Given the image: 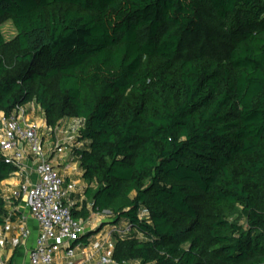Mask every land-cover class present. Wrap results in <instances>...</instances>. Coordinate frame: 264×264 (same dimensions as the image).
I'll return each mask as SVG.
<instances>
[{
	"label": "trees",
	"instance_id": "obj_1",
	"mask_svg": "<svg viewBox=\"0 0 264 264\" xmlns=\"http://www.w3.org/2000/svg\"><path fill=\"white\" fill-rule=\"evenodd\" d=\"M29 104L78 122L73 216L142 234L117 264H264V0H0V111Z\"/></svg>",
	"mask_w": 264,
	"mask_h": 264
},
{
	"label": "built area",
	"instance_id": "obj_2",
	"mask_svg": "<svg viewBox=\"0 0 264 264\" xmlns=\"http://www.w3.org/2000/svg\"><path fill=\"white\" fill-rule=\"evenodd\" d=\"M41 129L39 123L28 120L26 106L18 107L10 115L0 111V158L13 164L16 174L23 179L19 186L1 192L9 211L0 236L16 232L22 239H29L27 218L23 216L18 223L14 219L18 205L23 204L38 225L36 245L28 255L29 264H117L112 259L116 239L131 235L141 239L142 234L124 222L97 229L96 224L102 218L115 219L108 212L92 214L85 220L73 216L78 185L68 181L50 162ZM94 227L99 230L94 242L84 243L88 229ZM86 244L92 248L91 252H87V247L81 249ZM79 252L84 257L80 261ZM0 264L8 261L0 257Z\"/></svg>",
	"mask_w": 264,
	"mask_h": 264
},
{
	"label": "crops",
	"instance_id": "obj_3",
	"mask_svg": "<svg viewBox=\"0 0 264 264\" xmlns=\"http://www.w3.org/2000/svg\"><path fill=\"white\" fill-rule=\"evenodd\" d=\"M28 112V120L39 123L42 127L40 131L41 139L43 142V147H46V153H49L50 162L68 181L76 182L78 185L75 200L78 209L82 207L83 202L86 200L84 189L87 184L82 180V173L79 169V163L77 162L76 156L72 153V147L76 145V129L72 131L70 136L69 128H66L67 121H64L57 129H49L46 125L45 116L42 110L38 109L35 104H30L26 106ZM36 110L38 112L36 113ZM39 121V122H38ZM74 121V120H73ZM64 124L63 127H61ZM46 145V146H45ZM23 179L20 175L16 174L14 178L3 182L0 185V192L4 190H9L13 187H17L22 183ZM18 205V204H17ZM17 207V206H16ZM15 214V223H18L22 217L27 218L28 228L31 232L29 239H22L18 233H3L0 236V257L6 261L8 264H19V251L22 249L25 253V257L22 264L28 263L29 252L34 249L38 237V225L32 220L29 215V211L25 208L23 204L18 205ZM9 211V209H7ZM4 225L0 226V231ZM96 228L88 229V235L85 237L83 242H89L95 240L98 235L94 233ZM87 247V252H91L92 248L86 244L82 247L83 250ZM63 258V257H62ZM60 257L62 263H66ZM84 257L81 253H78V261L82 260Z\"/></svg>",
	"mask_w": 264,
	"mask_h": 264
},
{
	"label": "rangeland",
	"instance_id": "obj_4",
	"mask_svg": "<svg viewBox=\"0 0 264 264\" xmlns=\"http://www.w3.org/2000/svg\"><path fill=\"white\" fill-rule=\"evenodd\" d=\"M1 30H2V33H3V35H4V37H5V39L7 40V41H10V40H12V39H14L16 36H17V31H16V29H15V27H14V25H13V23L11 22V21H8V22H6V23H4L2 26H1ZM38 112V110H36V113ZM39 122V121H38ZM64 126V124L61 126V127H63ZM78 127V122L77 121H73V120H68L67 121V125H66V128H69L70 130H69V133H70V136L72 135V131L73 130H75L76 128ZM46 146V145H45ZM44 151L45 152H47L46 151V147H44ZM48 155H49V153H47ZM75 196H77L76 194H75ZM101 222H99V221H97V222H99V224L97 223L96 225H98V228L97 229H100V227L101 228H104V227H106L107 225H112V222L113 221H115V219H112V218H102L101 220H100ZM99 231V230H98ZM24 257H25V253H24V251L21 249L20 251H19V259H18V263L19 264H22L23 263V260H24ZM99 259H98V261L100 260V257H98ZM97 261V260H96ZM95 261V262H96Z\"/></svg>",
	"mask_w": 264,
	"mask_h": 264
},
{
	"label": "water",
	"instance_id": "obj_5",
	"mask_svg": "<svg viewBox=\"0 0 264 264\" xmlns=\"http://www.w3.org/2000/svg\"><path fill=\"white\" fill-rule=\"evenodd\" d=\"M116 221H117V220L113 221V222H112V225H113V224H115V223H116ZM97 232H98V230H97V231H95L94 233H97Z\"/></svg>",
	"mask_w": 264,
	"mask_h": 264
}]
</instances>
